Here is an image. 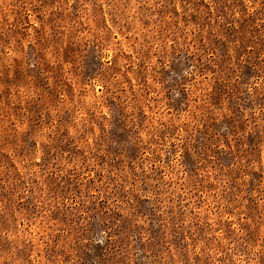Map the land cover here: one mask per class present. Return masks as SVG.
Segmentation results:
<instances>
[{
	"label": "rangeland",
	"instance_id": "374dc122",
	"mask_svg": "<svg viewBox=\"0 0 264 264\" xmlns=\"http://www.w3.org/2000/svg\"><path fill=\"white\" fill-rule=\"evenodd\" d=\"M0 264H264V0H0Z\"/></svg>",
	"mask_w": 264,
	"mask_h": 264
}]
</instances>
